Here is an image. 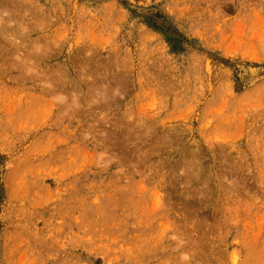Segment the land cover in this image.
Instances as JSON below:
<instances>
[{
  "label": "rangeland",
  "instance_id": "rangeland-1",
  "mask_svg": "<svg viewBox=\"0 0 264 264\" xmlns=\"http://www.w3.org/2000/svg\"><path fill=\"white\" fill-rule=\"evenodd\" d=\"M0 264H264V0H0Z\"/></svg>",
  "mask_w": 264,
  "mask_h": 264
}]
</instances>
